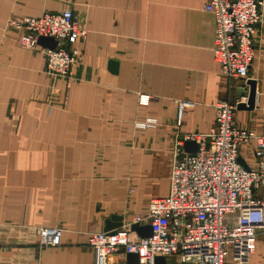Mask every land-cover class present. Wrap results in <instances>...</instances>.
I'll return each instance as SVG.
<instances>
[{"label": "crops", "instance_id": "0c3cea01", "mask_svg": "<svg viewBox=\"0 0 264 264\" xmlns=\"http://www.w3.org/2000/svg\"><path fill=\"white\" fill-rule=\"evenodd\" d=\"M205 3L0 0V264H93L89 236L104 232L111 217L131 223L166 197L175 140L208 134L221 98L247 102L248 80L254 109H236L233 122L264 135V7L248 80L228 84L213 60L214 18ZM66 9L88 33L74 45L80 56L71 78L62 80L5 27ZM141 97L148 102L139 104ZM180 102L191 107L179 126ZM148 118L155 129L134 127ZM253 149L250 142L240 150L245 168L255 166ZM39 228L60 230L59 245L40 249ZM110 264H127L126 256ZM163 264L180 263L166 257ZM246 264H264V234Z\"/></svg>", "mask_w": 264, "mask_h": 264}, {"label": "built area", "instance_id": "2783aa9c", "mask_svg": "<svg viewBox=\"0 0 264 264\" xmlns=\"http://www.w3.org/2000/svg\"><path fill=\"white\" fill-rule=\"evenodd\" d=\"M264 0H206L204 12L214 18L212 55L219 76L228 84L246 82L254 58L253 37L263 20ZM5 29L20 34L18 46L40 52L46 73L69 80L80 52L74 45L87 36L85 25L72 11L45 13L39 18L9 20ZM40 38H52L54 49L38 45ZM229 97L215 105L214 126L208 134H190L175 140L171 149L169 193L151 200L146 214L134 216L116 233L91 234L88 245L93 264H110L112 256L137 254L138 264H156L158 257H175L180 264H246L254 254L259 234H264V135L237 127L233 115L239 104ZM148 100L139 99L144 105ZM191 104L178 105L177 125ZM156 119L137 122L139 130L155 129ZM188 141L198 143L194 154L183 151ZM254 142L255 166L245 168L240 150ZM232 223V225H229ZM132 224L150 225L151 236L140 238L130 231ZM40 249L57 247L58 229L37 230Z\"/></svg>", "mask_w": 264, "mask_h": 264}, {"label": "water", "instance_id": "95a60500", "mask_svg": "<svg viewBox=\"0 0 264 264\" xmlns=\"http://www.w3.org/2000/svg\"><path fill=\"white\" fill-rule=\"evenodd\" d=\"M38 45L43 48L54 49L56 46V42L52 38H40L38 41ZM111 67L116 68L115 62H110ZM247 86H249V93L247 96V102L245 104H239L237 109L242 110H253L255 105V83L254 81L248 80L246 82ZM242 94V90H240V96ZM198 143L195 141H188L184 144L183 151L185 153L194 154L198 151ZM123 218L122 217H111L105 221L104 232L116 233V230L123 226ZM130 231L134 232L140 238H148L151 236V227L150 225H139L132 224L130 226ZM165 258L158 257L155 260L156 264H163ZM127 264H138V255L137 254H127L126 255Z\"/></svg>", "mask_w": 264, "mask_h": 264}, {"label": "rangeland", "instance_id": "374dc122", "mask_svg": "<svg viewBox=\"0 0 264 264\" xmlns=\"http://www.w3.org/2000/svg\"><path fill=\"white\" fill-rule=\"evenodd\" d=\"M229 225H232V223H229Z\"/></svg>", "mask_w": 264, "mask_h": 264}]
</instances>
